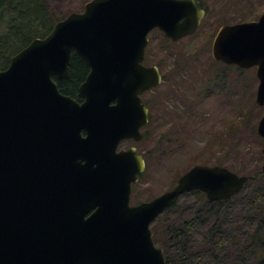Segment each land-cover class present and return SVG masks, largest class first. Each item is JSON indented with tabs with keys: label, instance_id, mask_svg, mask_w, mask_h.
I'll use <instances>...</instances> for the list:
<instances>
[{
	"label": "water",
	"instance_id": "95a60500",
	"mask_svg": "<svg viewBox=\"0 0 264 264\" xmlns=\"http://www.w3.org/2000/svg\"><path fill=\"white\" fill-rule=\"evenodd\" d=\"M204 15L195 0H90L0 70V264H167L151 229L159 215L193 190L224 200L243 189L252 176L197 164L172 189L131 205L145 163L135 147L117 151L142 139V94L162 81L157 65L144 64L149 33L176 41ZM73 52L90 68L82 101L53 78L69 76ZM212 53L257 68L264 106V13L223 25ZM257 132L264 139V115Z\"/></svg>",
	"mask_w": 264,
	"mask_h": 264
},
{
	"label": "rangeland",
	"instance_id": "374dc122",
	"mask_svg": "<svg viewBox=\"0 0 264 264\" xmlns=\"http://www.w3.org/2000/svg\"><path fill=\"white\" fill-rule=\"evenodd\" d=\"M43 1L50 18L56 22L73 11L83 10L89 0ZM202 2L209 7L210 12L199 33L173 44L167 43L159 31L150 34L146 64L160 65L167 79L144 95L155 112L150 126L151 134L140 143L125 141L120 145L121 148L136 145L139 152H150V168L136 189L140 199L151 198L169 190L181 175L198 163H217L247 176L262 171L264 139L258 134L257 126L264 115V106L256 103L259 84L256 68L240 70L216 62L212 56V43L223 24L256 20L264 13V0ZM219 72L221 84H225L227 89L225 99H231L225 104L219 102L215 93L210 96L205 95L206 91L198 94L196 88H201V92L206 90L207 81L211 83ZM235 90L237 92L234 95ZM227 200L208 202L207 197L204 199L193 193L183 194L176 205L154 222L153 228L162 231L165 226L177 225L185 219L192 221L189 239L192 250L197 252L207 241L202 233L209 232L217 220L218 212L226 218L228 228H223V225L221 227L227 232L237 227L234 211L240 213L250 210L248 203H238V198L234 196ZM257 210L258 206H255L254 211ZM194 217L197 220H193ZM253 218L255 220L257 216ZM239 225L242 232L253 229L243 223ZM160 235L157 244L164 248L167 238L162 233ZM242 244L235 240L237 251L241 252L242 247L239 246ZM171 248L173 252L178 251L176 245ZM195 258L203 263V257Z\"/></svg>",
	"mask_w": 264,
	"mask_h": 264
},
{
	"label": "trees",
	"instance_id": "16d2710c",
	"mask_svg": "<svg viewBox=\"0 0 264 264\" xmlns=\"http://www.w3.org/2000/svg\"><path fill=\"white\" fill-rule=\"evenodd\" d=\"M54 24L43 0H0V69H6L12 56L30 44L34 38L45 37ZM165 40L168 41L167 38ZM89 70L88 64L73 53L69 77H55L60 91L80 100L79 86L86 79ZM253 176L244 189L234 195V198H238V203H248L250 210L240 213L234 211L237 227L234 230L229 228L227 232L223 229L228 228L226 218L218 212L217 220L211 225L209 232L202 233L207 241L199 251L192 250V242L189 239L192 221L185 219L177 225L165 226L162 231L154 228L156 243L161 233L167 238L164 250L168 264H264V176L261 170ZM190 193L206 199L205 193L201 191ZM255 206H258L257 212L254 211ZM254 216H257L256 223ZM193 220H197V217ZM240 223L252 227V231L245 229L242 232ZM235 240L238 244L245 243L244 246H239L242 247L241 252L236 250ZM174 245L178 246V251H172L171 247ZM196 256L203 257V263L198 261Z\"/></svg>",
	"mask_w": 264,
	"mask_h": 264
},
{
	"label": "flooded vegetation",
	"instance_id": "af4514ba",
	"mask_svg": "<svg viewBox=\"0 0 264 264\" xmlns=\"http://www.w3.org/2000/svg\"><path fill=\"white\" fill-rule=\"evenodd\" d=\"M196 3H197V5L200 7V8H204L205 10H206V15H205V17L203 18V20H202V23H201V26L203 25V23L205 22V19H206V17L209 15V12H210V10H209V7H206V5H205V3L204 2H202V0H196ZM227 24V23H226ZM201 26H200V28H201ZM200 28L198 29V31L196 32V33H199V30H200ZM196 33H194V34H196ZM193 34V35H194ZM190 36H192V35H190ZM188 37V36H187ZM146 59H147V56H146ZM214 59V58H213ZM215 60V59H214ZM216 62H218V63H222V64H225L224 62H222V61H217V60H215ZM226 65V64H225ZM227 66V65H226ZM225 66V67H226ZM229 66H235V67H237V68H239L238 66H236V65H229ZM216 70L218 69V68H215ZM240 69V68H239ZM220 70V69H219ZM223 71H224V69H222ZM241 70V69H240ZM176 71V69H175V67H174V72ZM161 75H162V81H161V83L164 81V80H166L167 79V75H165V74H163L162 73V71H161ZM222 76V79H223V77H224V75L222 74L221 75ZM219 77H220V72L216 75V76H214V78L212 79V81H211V83H209L208 81H207V85H208V87H207V89L206 90H204V91H200V89L201 88H199V87H196L197 88V93L199 94V93H203V92H205L206 91V93H205V95H208V96H210L211 94H214L215 93V96H216V98L218 99V100H220L219 102H221V104H225L226 103V101L229 99V100H231L230 98H228V99H225V97H227L226 95H224L225 94V91L227 92V89H226V85L225 84H221V80L219 79ZM160 83V84H161ZM212 88H214L215 89V91H213V89ZM154 89V88H153ZM153 89H151V90H153ZM151 90H148V91H146L143 95H142V101H143V103L147 106V108H148V111H149V113H148V123L147 124H145L142 128H141V132H142V135H143V137H142V139L140 140V141H136V140H134V139H126V140H123L121 143H120V145L123 143V142H131V143H140L141 141H145L146 139H147V137L149 136V134H151V128H150V126H151V123H152V121H153V119L155 118V112H154V110H153V108H152V104L150 103V101H148V100H146V99H144V95L147 93V92H149V91H151ZM202 90V89H201ZM236 90H235V93H234V95L236 94ZM208 93V94H207ZM234 95H229V97H233ZM159 144V142L157 143V145ZM120 145H119V147H118V152H120V151H122L123 149H126V150H129L131 147H135L136 148V154L137 155H141L142 156V158H143V160H144V163H145V167H144V170L142 171V172H140V173H138V175H137V177H138V180L136 181V182H133L132 183V192H131V199H130V204L131 205H139V204H141L142 202H146V201H150V200H152L153 198H155L156 196H154V197H151V198H143V199H140L139 197H138V194H137V191H136V189H137V185H139V183H140V181L141 180H143V178H144V174L149 170V168H150V165H151V157H150V152L149 153H145L144 152V154L143 153H141V152H139L138 151V147L136 146V145H131L129 148H126V147H120ZM198 164H201V163H198ZM217 163H214L213 165H216ZM220 165V164H219ZM195 166V165H194ZM193 166V167H194ZM192 168V167H191ZM190 168V169H191ZM160 195V194H159ZM158 196V195H157ZM195 197V196H194ZM207 197V196H206ZM208 199V198H207ZM199 201H201V200H199ZM211 200H209L208 199V202H210ZM215 201H218V200H215ZM219 201H221V200H219ZM177 202H178V200H176L171 206H170V208L171 207H173L174 205H176L177 204ZM169 209V208H168ZM167 209V210H168ZM166 210V211H167ZM92 212V211H91ZM164 214V213H163Z\"/></svg>",
	"mask_w": 264,
	"mask_h": 264
},
{
	"label": "bare ground",
	"instance_id": "6f19581e",
	"mask_svg": "<svg viewBox=\"0 0 264 264\" xmlns=\"http://www.w3.org/2000/svg\"><path fill=\"white\" fill-rule=\"evenodd\" d=\"M202 21V20H201Z\"/></svg>",
	"mask_w": 264,
	"mask_h": 264
}]
</instances>
